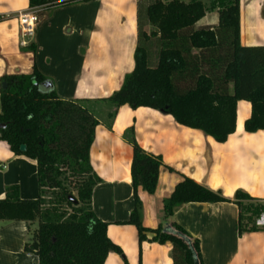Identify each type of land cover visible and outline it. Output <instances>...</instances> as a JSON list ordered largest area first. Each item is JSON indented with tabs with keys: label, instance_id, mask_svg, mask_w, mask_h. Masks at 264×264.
<instances>
[{
	"label": "trees",
	"instance_id": "1",
	"mask_svg": "<svg viewBox=\"0 0 264 264\" xmlns=\"http://www.w3.org/2000/svg\"><path fill=\"white\" fill-rule=\"evenodd\" d=\"M83 1L90 0H29V6L55 8ZM211 5L218 8V23L197 26L209 9L203 0H138L135 67L120 89L103 99L113 106L108 126L123 105L150 107L224 142L235 132L237 102L246 100L252 113L245 130H264V45L241 43V0H213ZM47 79L36 65L31 74L0 78V123L6 124L0 140L37 161L40 190L37 199H22L19 187L9 186L0 199V220L29 224L25 251L37 255L39 264H104L110 252L124 257L108 237L109 223L93 209V191L101 179L90 149L101 122L90 100L43 92L39 84ZM129 132L134 208L125 223L137 227L140 242L170 243L174 264H204L199 239L172 218L175 206L190 202H234L241 211L240 233L258 229L254 222L264 204L253 203L242 190L233 199L225 197L189 177L165 202L167 222L145 227L138 189L156 192L163 161L138 144L133 127Z\"/></svg>",
	"mask_w": 264,
	"mask_h": 264
},
{
	"label": "crops",
	"instance_id": "2",
	"mask_svg": "<svg viewBox=\"0 0 264 264\" xmlns=\"http://www.w3.org/2000/svg\"><path fill=\"white\" fill-rule=\"evenodd\" d=\"M27 11L40 17L31 38L23 37L19 20ZM212 12L216 14L208 21L207 10L197 26L216 25L218 8ZM137 13L138 0H90L55 8H30L29 0H0V78L31 74L36 65L48 78L39 84L42 91L91 101L101 122L90 149L91 164L101 179L93 191V209L109 223L108 237L124 255L110 252L104 264H125L124 258L129 264H174L170 243L140 242L137 227L125 223L134 208L133 146L126 138L130 129L146 152L163 161L156 192L138 189L141 221L148 228L167 222L165 202L185 177L231 199L242 190L253 203L263 204L264 130H245L252 113L246 100L237 102L235 132L224 142L150 107L123 105L108 126L113 106L103 99L120 89L135 67ZM241 43L264 45V0H241ZM9 186H18L22 199H37L38 165L0 140V199ZM240 217L239 206L227 201L178 204L172 216L199 239L204 264H264V227L240 233ZM28 238L27 222L0 220V264H39L37 255L25 251Z\"/></svg>",
	"mask_w": 264,
	"mask_h": 264
},
{
	"label": "built area",
	"instance_id": "3",
	"mask_svg": "<svg viewBox=\"0 0 264 264\" xmlns=\"http://www.w3.org/2000/svg\"><path fill=\"white\" fill-rule=\"evenodd\" d=\"M19 20L21 25V33L23 37H34L36 28L40 22V17L37 12L27 11L19 14ZM25 44L26 42L23 41ZM264 204V201H263ZM255 225L258 228L264 227V209L260 212L255 220Z\"/></svg>",
	"mask_w": 264,
	"mask_h": 264
},
{
	"label": "rangeland",
	"instance_id": "4",
	"mask_svg": "<svg viewBox=\"0 0 264 264\" xmlns=\"http://www.w3.org/2000/svg\"><path fill=\"white\" fill-rule=\"evenodd\" d=\"M206 1V4H207V6H208V15H207V17H206V20H210L211 18H212V16H213V14H216V12H212V11H214L215 9L212 7V5H211V2L213 1V0H205ZM44 92V91H43ZM102 111H105L106 110V107H102ZM104 117V116H103Z\"/></svg>",
	"mask_w": 264,
	"mask_h": 264
},
{
	"label": "water",
	"instance_id": "5",
	"mask_svg": "<svg viewBox=\"0 0 264 264\" xmlns=\"http://www.w3.org/2000/svg\"><path fill=\"white\" fill-rule=\"evenodd\" d=\"M3 87H6L7 86V83L6 82H3ZM6 127V124L5 123H0V128H5ZM27 148V146L25 144L21 145V151H25Z\"/></svg>",
	"mask_w": 264,
	"mask_h": 264
}]
</instances>
